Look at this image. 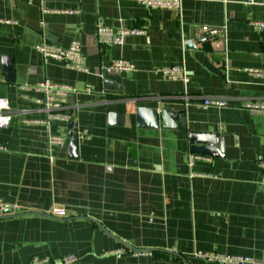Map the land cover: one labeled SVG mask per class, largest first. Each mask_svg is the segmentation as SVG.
I'll return each mask as SVG.
<instances>
[{
  "label": "crops",
  "instance_id": "0c3cea01",
  "mask_svg": "<svg viewBox=\"0 0 264 264\" xmlns=\"http://www.w3.org/2000/svg\"><path fill=\"white\" fill-rule=\"evenodd\" d=\"M180 3L0 0V19L11 21L0 23V97L11 113L0 127V205L24 210L0 215V264L67 254L78 257L74 264H230L198 252L264 264V114L242 107L264 101V76L254 72L264 70V31L252 25L264 21V0ZM98 25L144 32L103 45ZM202 26L218 29L215 39L199 43ZM43 41L79 42L86 71L43 60L35 49ZM116 58L134 70L111 69ZM170 65L183 66L186 84L156 71ZM44 80L71 86L68 122H44L35 90ZM214 97L227 105H201ZM139 106L183 120L175 129L161 119L157 128L139 126ZM190 133L217 135L220 156L191 152ZM50 134L63 147H49ZM57 208L64 216L51 214Z\"/></svg>",
  "mask_w": 264,
  "mask_h": 264
},
{
  "label": "built area",
  "instance_id": "2783aa9c",
  "mask_svg": "<svg viewBox=\"0 0 264 264\" xmlns=\"http://www.w3.org/2000/svg\"><path fill=\"white\" fill-rule=\"evenodd\" d=\"M138 3L149 8L158 9H172L179 10L181 0H135ZM247 4H254L256 0H245ZM0 23L10 24L11 21L7 19H0ZM252 25L258 31H264V21H254ZM141 28H120L113 29L104 25H98L96 28V40L103 45H122L127 35H136L143 33ZM218 29L213 27L202 26L196 31L197 41L199 43H205L209 40L215 39ZM36 51L40 54L43 60H55L64 65V67L76 71L85 72L86 64L85 58L81 51L80 43L73 41L68 47H60L55 44L43 41L36 45ZM111 69L116 71H133L134 65L131 61L116 58L113 59L110 65ZM164 78L170 80H179L183 84L188 82V75L181 65H170L159 67L156 70ZM257 74L264 76L263 71H254ZM87 91L89 87L85 88ZM35 90L41 93V96L37 98V103L43 106L47 112V116L44 122H50L52 120L60 122H68L70 115L65 110L66 97L69 91L72 90L70 85L59 84L50 80L41 81L35 86ZM201 105L204 108H222L227 105L224 99L220 98H206L202 100ZM242 107L257 113L264 114V101H245ZM11 122L10 105L6 98L0 97V127H6ZM34 122H43L35 120ZM49 147H63L65 139L61 135L50 134L47 138ZM257 163L261 171V183L264 185V155H260L257 158ZM3 209V205H0V212ZM54 216L62 217L65 212L63 209L57 208L52 213ZM196 257L205 259L206 261H218L221 263L230 264H246L253 263L254 260L250 257L239 255H224L218 253H195ZM78 257L74 254L63 255L58 259H50L47 257H33L29 264H74L77 262Z\"/></svg>",
  "mask_w": 264,
  "mask_h": 264
},
{
  "label": "water",
  "instance_id": "95a60500",
  "mask_svg": "<svg viewBox=\"0 0 264 264\" xmlns=\"http://www.w3.org/2000/svg\"><path fill=\"white\" fill-rule=\"evenodd\" d=\"M193 41H188V46H192ZM5 70H10V62L5 59ZM137 121L139 126H145L150 128H157L159 119H161L163 125L167 128H177L176 121H182L183 118L179 116L178 111H173L169 109H164L158 111L156 108H148V107H137L136 108ZM112 118V113H110V119ZM112 123V122H111ZM190 140V150L194 153L205 154L209 156H220L223 144L220 140L217 139V135H208L206 137H200L199 135L189 134ZM194 142H199L201 146H195ZM78 146V135L77 133H73L70 138L69 143V154L71 156H76V150ZM23 209L13 208V207H3L0 212V215L12 214L13 212H22Z\"/></svg>",
  "mask_w": 264,
  "mask_h": 264
}]
</instances>
